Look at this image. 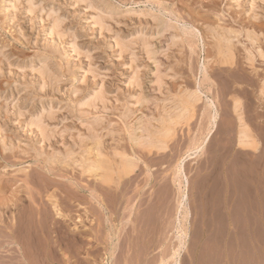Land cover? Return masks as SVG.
Listing matches in <instances>:
<instances>
[{
	"label": "rangeland",
	"instance_id": "rangeland-1",
	"mask_svg": "<svg viewBox=\"0 0 264 264\" xmlns=\"http://www.w3.org/2000/svg\"><path fill=\"white\" fill-rule=\"evenodd\" d=\"M263 81L264 0H0V264H264ZM166 123L165 149L138 142ZM93 158L134 168L105 184Z\"/></svg>",
	"mask_w": 264,
	"mask_h": 264
},
{
	"label": "bare ground",
	"instance_id": "bare-ground-1",
	"mask_svg": "<svg viewBox=\"0 0 264 264\" xmlns=\"http://www.w3.org/2000/svg\"><path fill=\"white\" fill-rule=\"evenodd\" d=\"M59 21V20H58ZM176 25V24H175ZM56 26V22L54 21V23L52 24V28ZM169 27L171 26V29H173L174 32L178 31L179 28L177 27H173V24L170 22ZM182 28V27H181ZM180 28V29H181ZM184 30V27L182 28ZM196 32H198V30H196ZM155 33V32H154ZM178 36L176 34H173L172 35V39H175L177 38ZM214 37H216V41L218 42L219 46H222L224 43V45L226 47H228V45L225 43V40L224 38L222 37H219V35H214ZM145 38V37H144ZM143 38V39H144ZM172 42V41H171ZM131 47V46H130ZM127 48V47H126ZM147 49V48H146ZM222 49H218V52L220 53ZM156 62V61H155ZM46 68V67H45ZM206 68V65H205V60L203 58V62H202V65L200 67L201 70H205ZM261 91L264 92V81L262 82L261 84ZM97 96V95H95ZM202 97V91L199 89V87H197L193 92H191L190 94H187V95H178L175 97V103H174V111L176 112V117L175 118H170L169 121L170 122H178L180 119H189L190 118V115H191V112H192V106L193 104L198 101L200 98ZM92 99V98H91ZM207 101H209V103L212 104L213 106V102L212 100L207 96L206 97ZM91 102V101H90ZM94 104V103H93ZM234 111L236 112L237 114V119L238 121L240 122V126H239V131H238V144L240 146H253V147H256L257 144L254 140V138L252 137L249 129L243 124L241 123L242 121V116L240 114V102L239 101H235L234 102ZM216 118H217V111L214 107H212V111H211V120H210V129L209 131L207 132L206 136L204 137L203 141H202V144L197 147L196 149H194L192 151V153H190L191 156H193L192 154H197L203 147V145L207 142L209 136L211 135V133L213 132L214 130V127L216 125ZM167 122V121H166ZM34 123L36 124L37 127H40L41 128V119L38 117L34 120ZM43 129V128H42ZM170 133V128L167 126V123L164 125L163 128H160L159 130H155V131H149V133L144 136V138H140L138 140V142L140 144H145L146 147L148 148H156V149H165L166 148V143L160 139H158V137H166L168 134ZM183 161L179 162L178 165H177V174H176V178H177V185H178V191L179 193L181 194L180 195V200H179V208L183 210V216L184 217H187L188 216V211H186V207H187V186H188V179H187V176L185 175L184 173V166H183ZM134 168V164L132 162V160H128L127 158H122L120 161H119V164L116 166L115 169H113L112 167V164H109L107 163L106 161H104L103 159H96V158H93L90 160V163L88 164V167H87V171L89 173L90 176L92 177H98L99 180L102 182V183H105V184H109V183H114L115 185L118 184L119 182V179L120 177H122L123 175H126L128 173H130ZM135 170V169H134ZM116 172L117 175L116 176H113V173ZM130 175V174H129ZM121 188V187H120ZM53 196H51L52 198ZM92 201H93V204H94V207H97L98 204H100L102 206V203L99 199V197L95 194V192L93 191L92 192ZM105 199V198H104ZM104 202V201H102ZM52 203V208L54 210V213L55 215L57 216H60L62 215V213H60V211L58 210L56 204L54 201L51 202ZM99 207V206H98ZM93 209H96V208H93ZM102 209V208H101ZM94 211V210H93ZM97 211V209L95 210V212ZM96 214V213H95ZM37 221V220H36ZM36 223V222H34ZM37 224V223H36ZM35 224V225H36ZM22 226V225H21ZM62 226V225H61ZM137 226V225H136ZM2 227V226H1ZM42 223L39 222L37 227L31 231V239L30 240H35L34 236L37 237V235L43 233L42 229ZM51 227V226H50ZM8 228H10V231L13 232V226H9ZM137 228V227H136ZM140 228V227H139ZM26 229V228H25ZM50 229V228H49ZM57 229V228H55ZM5 232V231H4ZM56 232V231H55ZM2 233V232H1ZM22 233V231H21ZM44 233L45 235H47V231L44 230ZM138 233V231H137ZM58 234V233H57ZM182 234V233H181ZM44 235V236H45ZM53 235V234H52ZM184 235V234H183ZM7 236V234H6ZM5 236V237H6ZM8 237V236H7ZM28 237V236H27ZM55 237V236H54ZM24 238V237H23ZM62 238V237H61ZM27 239V238H26ZM36 239H39V238H36ZM41 239V238H40ZM50 239V238H49ZM71 239V238H70ZM74 239V238H73ZM79 239V238H78ZM183 239V238H182ZM4 240V239H3ZM22 240V239H21ZM28 240V239H27ZM63 240V239H62ZM37 241V240H35ZM67 241V240H66ZM32 242V241H31ZM42 242V241H40ZM38 242V243H40ZM52 242V241H51ZM1 243V242H0ZM8 245L9 244H13L14 243V240H8L7 241ZM19 243V242H18ZM30 243V241H29ZM28 243V244H29ZM35 243V242H34ZM54 243V242H53ZM61 243V242H60ZM36 246H39L37 245V242L35 243ZM31 245V244H30ZM47 244L45 243V246ZM91 245V244H90ZM115 245V244H114ZM2 246V245H1ZM15 246V244H14ZM13 246V247H14ZM34 246V245H32ZM41 247H43L44 249H40L43 250L45 252V246L41 245ZM51 246H53V244H51ZM49 246V247H51ZM93 246V245H92ZM28 247V246H27ZM31 247V246H30ZM53 247H56V246H53ZM6 248V247H5ZM12 248V247H11ZM39 247H37V250H38ZM52 248V247H51ZM9 249V248H8ZM13 249V248H12ZM30 249V248H29ZM33 249V248H32ZM50 249V248H49ZM26 250V249H23V251ZM36 250V251H37ZM48 250V249H47ZM28 251V250H26ZM32 251V250H31ZM30 251V252H31ZM50 251V250H48ZM56 251V250H54ZM53 251V253H54ZM92 252V250H90ZM95 251V250H94ZM93 251V252H94ZM29 252V251H28ZM38 252V251H37ZM52 252V251H51ZM18 253V252H17ZM36 252H33V254H35ZM39 253V252H38ZM41 253V252H40ZM39 253V255H40ZM110 257L113 256V250H109L108 252H106ZM27 254V253H26ZM30 254V253H29ZM32 254V253H31ZM43 254V253H41ZM45 254V253H44ZM43 254V255H44ZM49 254V252H48ZM51 254V253H50ZM49 254V256H50ZM57 254V253H56ZM64 254V253H63ZM38 255V256H39ZM46 255V254H45ZM54 256L55 254H51V256ZM107 255V256H108ZM26 255H23V257H25ZM34 256V255H33ZM48 258H51L49 257ZM57 256V255H56ZM59 256V255H58ZM27 257V256H26ZM25 257V258H26ZM30 257V256H29ZM36 257H37V254H36ZM39 257H43L44 256H39ZM53 258V257H52ZM51 258V260H52ZM13 259V258H12ZM22 259V258H21ZM28 258H26L27 260ZM39 259V258H38ZM41 259V258H40ZM47 260V258H45ZM54 259V258H53ZM106 260L108 259L105 258ZM23 260V259H22ZM31 260H33L31 258ZM50 260V259H49ZM19 261V260H18ZM36 261V258H34V262ZM42 261V260H41ZM53 261V260H52ZM47 262V261H45ZM10 263V262H9ZM36 263V262H35ZM40 263V262H39ZM43 263V262H42ZM41 263V264H42ZM27 264H30L27 262ZM176 264H179L178 261H176Z\"/></svg>",
	"mask_w": 264,
	"mask_h": 264
},
{
	"label": "crops",
	"instance_id": "crops-1",
	"mask_svg": "<svg viewBox=\"0 0 264 264\" xmlns=\"http://www.w3.org/2000/svg\"><path fill=\"white\" fill-rule=\"evenodd\" d=\"M232 105H233V103H232ZM241 108L244 109V105H243V106L241 105ZM243 120H244V123L246 124V126L249 127V129L252 131L251 126H252L253 123H251V122L249 121V119H248L246 116H244V114H243ZM237 123H238V122H237ZM237 126H238V125H237ZM252 133H253V131H252ZM253 135H254L255 137H257L256 133H253ZM258 144H260L261 146L263 145L262 142H260V141H258ZM260 149H262V147H260ZM237 150L248 151V150H250V148L238 146V147H237ZM220 212H227V211H226V210H222V211H220Z\"/></svg>",
	"mask_w": 264,
	"mask_h": 264
}]
</instances>
